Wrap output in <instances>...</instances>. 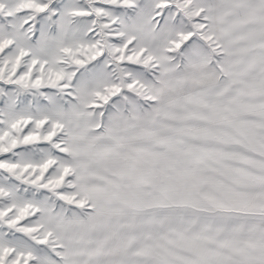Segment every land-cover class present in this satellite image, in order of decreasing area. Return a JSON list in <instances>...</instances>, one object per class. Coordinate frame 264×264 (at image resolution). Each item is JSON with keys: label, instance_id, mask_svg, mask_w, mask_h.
Segmentation results:
<instances>
[{"label": "snow or ice", "instance_id": "1", "mask_svg": "<svg viewBox=\"0 0 264 264\" xmlns=\"http://www.w3.org/2000/svg\"><path fill=\"white\" fill-rule=\"evenodd\" d=\"M0 264H264V0H0Z\"/></svg>", "mask_w": 264, "mask_h": 264}]
</instances>
